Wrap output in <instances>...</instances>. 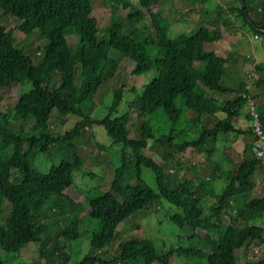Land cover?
<instances>
[{"label":"trees","instance_id":"16d2710c","mask_svg":"<svg viewBox=\"0 0 264 264\" xmlns=\"http://www.w3.org/2000/svg\"><path fill=\"white\" fill-rule=\"evenodd\" d=\"M112 1L115 12H110L108 22L98 29L91 14V0H0V16L14 23L13 28L0 24V90L22 80L27 82L26 88L17 92L13 104L4 110L0 105L2 255L6 257L34 244L43 264L52 256L54 264H63L73 258L67 248L70 252L71 245L78 244L84 234L86 251L72 264H169L171 255L178 250L203 256L204 264H236L235 251L252 240L262 253L250 264H264L262 228L249 222L264 209V186L261 193L242 202L236 200L253 187L254 173L264 170V164L252 155L250 141L243 144L242 157L237 163L230 162L228 167L214 163L209 156L211 147L204 152L203 174L189 176L183 172L182 180L167 182V153L172 154L171 139L176 136H153L150 123L144 119L157 108L170 123H174L183 109L193 113L186 118L189 124H196L204 112L218 110L223 114L209 126L203 123L195 126L199 128L197 135L179 140L175 150L202 144L207 138L212 140L217 132L233 129L242 132L234 128L232 118L243 101L246 105L247 98L240 96L246 87L240 88L239 84L230 87L224 79L233 55L220 56L212 48H206L205 42L212 38V31L202 25L193 31L182 30L171 35L157 0H137L136 9L123 0ZM240 5L238 11L250 21L249 28L264 37V16L253 21L245 12L243 0ZM144 13L150 27L141 33L129 23ZM13 29L23 35L34 31L38 40H44L40 51L30 56L23 46L15 44ZM111 52L131 62L130 74L149 70L152 73L139 87H129L125 111L116 113L123 92V85L119 84L110 88L109 101L100 109L101 117H92L95 106L102 104L103 89L118 65ZM254 68L260 75L254 83L261 84L264 94V62L255 64ZM213 93L222 97L232 94V97L219 104ZM52 104L76 118L61 132L47 128ZM130 109L142 118L136 128L131 126L135 130L132 133L128 124ZM256 110L264 130V102L257 104ZM18 121L20 124L14 126L13 122ZM24 122L29 123V135L22 129ZM86 124H97L103 129L107 142L98 146L104 152L112 151L115 162L108 185L89 191L82 196L84 201H80L65 189L72 185V172L82 169V156L71 138ZM151 139L159 144L162 141L168 150L159 162L143 152ZM24 142L37 143L39 153L49 145L65 152L45 170H39L34 158L26 154ZM142 168L152 172L153 188L142 178ZM262 174L264 178V171ZM214 177L223 182L218 192L212 189ZM210 197L212 201L205 210L203 203ZM152 199H163L177 209L166 215L171 223L190 231L201 229L208 252L172 245L156 250L147 239L117 231L119 222H128L131 213ZM231 200L238 207L233 223L223 218ZM83 204L88 209L86 213ZM50 213L61 215L63 225L49 229L50 219L46 218ZM106 246H110V251L101 255Z\"/></svg>","mask_w":264,"mask_h":264},{"label":"rangeland","instance_id":"374dc122","mask_svg":"<svg viewBox=\"0 0 264 264\" xmlns=\"http://www.w3.org/2000/svg\"><path fill=\"white\" fill-rule=\"evenodd\" d=\"M126 4H129L133 8H138L139 4L137 0H123ZM246 7L247 16L249 15L253 21H260L264 10V0H243ZM160 7V13L165 17V20L169 23L170 34H175L179 31H193L199 25L204 26L209 31H212V38L205 42L206 48H212L216 54L225 55L230 58L232 55L231 64L226 67V75L224 79L230 87H234L239 82L242 83V87H246L250 98L254 102L255 106L264 102V94H262V86L259 83L255 85L254 79L257 77V71L254 68L255 64L264 61V37L259 35L258 32H254L250 26V21L240 14V0H157ZM91 14L96 19V26L99 29L105 23L108 22L107 15L110 12H115V4L112 0H91ZM259 7L261 10H258ZM158 9V8H157ZM143 17L130 21V26H134L141 30V33H145L149 29V22L147 13L142 15ZM264 19V17H263ZM122 22L121 19L117 20ZM0 24L5 27H12L14 23L4 16H0ZM12 36L14 42L17 45L23 46V50L26 49L30 56L37 54L44 40H38L35 32L23 35L17 29H13ZM111 56L118 60L116 71L111 78L110 83L104 87L102 93V104H97L95 110L92 111V117H101L102 113L100 109L104 107L109 101L110 88L116 87L119 84L123 85V92L120 103L117 105V114H120L126 109V100L130 97L129 87H139L142 82L148 80L152 71L141 73L139 75L130 74L129 69L131 62L122 57L119 53L111 52ZM249 67H253L255 76L251 77L248 73ZM260 75H258L259 77ZM27 82L22 80L16 83L14 86L4 88L0 90V105L1 109L10 106L15 101V96L18 91L26 88ZM104 86V85H103ZM102 86V87H103ZM241 91V90H240ZM243 92V91H241ZM215 100L219 104H223L224 99L220 97L219 93H213ZM232 97V94H229ZM244 101L239 107L238 114L232 118V123L236 129L226 132H217L215 137L207 138L202 144L195 146H185L182 150H175V144L182 139H189L197 135L199 128L195 126L203 123L206 126L211 125L217 118L223 116L218 110H214L213 113H203L196 124H189L186 120L187 117L192 116L193 113L182 110L181 114L177 117L174 123H170L162 113L160 108L155 109L151 114L146 115L144 119H147L151 125V133L153 136L159 134H171L176 137L171 139L172 145L169 150L172 154H168L163 146V142H148L147 146L143 149L145 154H148L155 162L161 161L162 157L168 156L167 162V182H176L182 180L181 174L185 172V175L191 176L192 174L202 173V167H205L203 160L206 158L204 152L211 148L209 156L214 163L221 164L222 167H228L230 162L237 163L239 161L238 155L242 150L245 143V137L249 135L248 127L241 125L242 121L248 120L246 117ZM54 106L51 109L50 115L47 121V128L51 132H61L62 129L71 125L75 117L72 115H66L65 109L52 104ZM129 132L132 133L133 127H137L141 119L135 116L134 110H129ZM20 124V121L13 122V125ZM22 129L26 135L31 133L29 130V123L24 122ZM245 130V131H244ZM71 142L74 144L80 156H82L81 170L72 172V185L65 189L68 195H71L75 199L84 201V196L89 191L98 190L99 188H105L108 185V180L111 175V170L115 162V155L112 151L104 152L99 148L98 143H106L107 137L103 132V129L97 124L84 125L79 131L77 136L71 138ZM212 144V146H211ZM23 148L26 154L31 158H34V165L39 170H45L50 162H54L58 159L61 153L65 150L57 148L55 145H49L44 151H37V143L27 144L23 143ZM251 150V149H250ZM39 153V154H38ZM264 170L256 174V185L251 187L246 192L245 197L252 196L254 194L261 193L262 186H264V179H260L259 176ZM208 172L207 170L204 171ZM142 178L153 188V174L149 169H141ZM252 177V179H253ZM184 179V178H183ZM212 189L214 192H218L222 187L223 182L221 178L214 177L211 181ZM83 196V197H82ZM244 197V198H245ZM212 201V198H207L203 203V209L206 210L208 203ZM65 206V205H64ZM66 207V206H65ZM231 207V208H229ZM229 208V209H228ZM227 212L224 213L223 218L225 222L233 223L232 219L236 217L237 204L235 201H231L228 205ZM87 207L83 204V213L87 212ZM177 209L169 205L165 200L152 199L147 205L137 211L133 212L129 216L128 222H119L117 224V231L119 233H131L139 236L138 238H144L151 241L156 250L163 249L168 245L178 246L182 248H198L202 251L208 252V246L203 239V231L199 228H194L190 231L186 227H178L171 223L166 215L176 212ZM50 213L46 219L48 228H55L62 226V216ZM52 216V217H51ZM249 222L258 225L262 228L261 235L264 239V209L257 214L254 218L249 219ZM81 230V226L78 224L77 231ZM81 241H77L78 244L71 245L67 252L72 254L73 258L63 264H72L73 261L80 257V253L86 251L84 234H82ZM72 244V243H70ZM114 244V241L111 245ZM239 250L235 251L236 264H250L251 260L258 259L262 250L258 248L257 242L254 240L247 241ZM110 251V246H106L101 255H106ZM204 254V253H203ZM55 260L48 258L47 264H54ZM198 263L204 264L203 256L198 257L197 254H188L186 252L178 250L171 255L169 264H190ZM0 264H43L42 260L38 259L37 251L34 246L28 245L18 252L4 257L0 251ZM56 264V263H55Z\"/></svg>","mask_w":264,"mask_h":264},{"label":"built area","instance_id":"2783aa9c","mask_svg":"<svg viewBox=\"0 0 264 264\" xmlns=\"http://www.w3.org/2000/svg\"><path fill=\"white\" fill-rule=\"evenodd\" d=\"M249 68L250 71L248 73L250 76H255L253 67ZM240 96L248 99V108L245 111L248 115V130L251 135L249 145L252 147V155L257 158L260 163L264 164V130L261 127L259 112L256 110L255 104L247 91L241 92Z\"/></svg>","mask_w":264,"mask_h":264},{"label":"crops","instance_id":"0c3cea01","mask_svg":"<svg viewBox=\"0 0 264 264\" xmlns=\"http://www.w3.org/2000/svg\"><path fill=\"white\" fill-rule=\"evenodd\" d=\"M215 52V51H214ZM218 55V54H217ZM220 55V54H219ZM220 56H223V55H220ZM255 62H261L262 63V61H256V59H255ZM264 62V61H263ZM229 65V64H228ZM227 65V66H228ZM239 84V86H240V88H242V83L241 82H239L238 83ZM247 92H248V90H246ZM220 97L221 98H223L224 100H225V98L227 97H229L230 98V96L229 95H227L226 97H222L221 95H220ZM215 98V97H214ZM226 98V99H227ZM215 102H217L216 100H215ZM242 107H243V105H242ZM245 107V106H244ZM243 107V108H244ZM256 107V106H255ZM238 114V113H237ZM236 114V115H237ZM247 117V116H246ZM246 124V126L248 127V120L246 119L245 121H242L241 122V125H245ZM250 139H251V135L249 134V135H247L246 137H245V142H249L250 141ZM239 157H238V159H241V154L239 153V155H238ZM261 173V172H260ZM263 173V172H262ZM256 174H258L259 175V173L258 172H256V173H254V176H256ZM259 178L260 179H264L263 178V174H261L260 176H259ZM253 180H254V184H253V187L256 185V180H255V177H253ZM263 187V186H262ZM261 191H262V189H261ZM254 195H256V194H254ZM254 195H252V196H254ZM246 196V193L245 194H243V195H240L236 200L238 201V202H242V201H244V200H246V199H248V198H250V197H252V196H249V197H245ZM245 197V198H244ZM231 201H234V200H231ZM236 202V201H235ZM257 216V215H256Z\"/></svg>","mask_w":264,"mask_h":264},{"label":"bare ground","instance_id":"6f19581e","mask_svg":"<svg viewBox=\"0 0 264 264\" xmlns=\"http://www.w3.org/2000/svg\"><path fill=\"white\" fill-rule=\"evenodd\" d=\"M246 109L248 108V99H246V105H245ZM252 150V148H251Z\"/></svg>","mask_w":264,"mask_h":264}]
</instances>
